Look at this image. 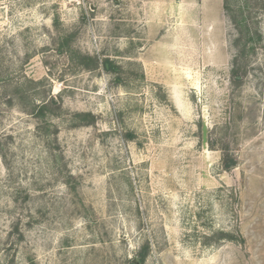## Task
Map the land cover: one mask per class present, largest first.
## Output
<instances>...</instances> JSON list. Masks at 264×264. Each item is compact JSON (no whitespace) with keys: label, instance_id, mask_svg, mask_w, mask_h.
<instances>
[{"label":"rangeland","instance_id":"1","mask_svg":"<svg viewBox=\"0 0 264 264\" xmlns=\"http://www.w3.org/2000/svg\"><path fill=\"white\" fill-rule=\"evenodd\" d=\"M228 5L0 0V264H264V0Z\"/></svg>","mask_w":264,"mask_h":264},{"label":"trees","instance_id":"2","mask_svg":"<svg viewBox=\"0 0 264 264\" xmlns=\"http://www.w3.org/2000/svg\"><path fill=\"white\" fill-rule=\"evenodd\" d=\"M228 2L229 0H224V10L228 11ZM238 14L237 15H229L230 20L233 22L234 27L237 30V37L235 39V48L237 50V54L234 57L233 60V67L231 69V76L233 80H240L239 76V69H238V61H243L244 58H248L249 52L254 50L255 43H259L261 41V37L258 34V32L253 31L248 28V21L245 19V13L244 9L242 7H238ZM245 35L246 38H244V43L241 44L243 41V36ZM82 65H84L85 68L90 69H97L99 67V60L96 57H92L89 55H82ZM104 68L106 70H115L116 67L112 64L110 61H104ZM55 105V102L53 99H50L47 103L42 105L39 108V111H44L48 106ZM93 120V117H92ZM237 165V160L233 158L232 156L226 154L223 156L222 159V169L226 172H229L233 170ZM225 236L226 238H230L227 235H221ZM149 251V245L148 243H145L141 246L138 253L135 256V261H137V264H143L148 256Z\"/></svg>","mask_w":264,"mask_h":264}]
</instances>
